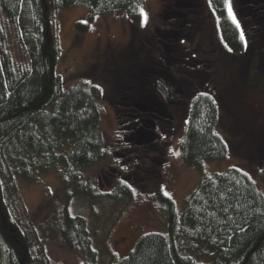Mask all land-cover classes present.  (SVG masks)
I'll use <instances>...</instances> for the list:
<instances>
[{"label": "trees", "instance_id": "1", "mask_svg": "<svg viewBox=\"0 0 264 264\" xmlns=\"http://www.w3.org/2000/svg\"><path fill=\"white\" fill-rule=\"evenodd\" d=\"M144 1L0 0V264H50L39 230L18 193L20 182L35 181L48 172H57L61 189L70 187L55 210L61 243L86 256L81 264H97L88 219L81 209L72 215L69 203L78 197L94 201L102 196L83 174L110 155L100 130L101 92L85 84L63 87L57 73L59 45L53 13L85 7L88 21L121 13L137 28ZM207 1L217 20L218 42L228 53L220 51L226 59L243 54L244 60L247 41L241 39V27L228 18L225 0ZM253 1L261 0H245L243 4L251 33H258L261 27L262 35L255 38L259 49L264 46V6ZM88 25L75 24L80 32ZM245 35L248 37L247 32ZM256 44L248 49L259 56L263 70L264 48L256 51ZM14 50L20 58L16 59ZM194 59L188 56L187 65L199 69L201 63L205 73L206 63ZM261 73L264 76V70ZM207 76L215 85L191 98L178 147L180 159L198 168L223 159L228 152L226 140L216 131L220 105L215 94H220V81L212 73ZM122 82L118 81L119 85ZM139 86L138 91L130 89V105L144 98L146 104L139 107L156 103V90ZM230 90L232 95L236 91L233 87ZM116 92L119 97L124 95ZM227 93L225 90L224 98ZM129 122L137 129L150 127L147 117L131 106ZM132 183H118L109 194L129 197ZM153 191L167 231L141 235L119 264H264V194L245 171L231 167L221 173H202L181 215L160 185Z\"/></svg>", "mask_w": 264, "mask_h": 264}, {"label": "rangeland", "instance_id": "2", "mask_svg": "<svg viewBox=\"0 0 264 264\" xmlns=\"http://www.w3.org/2000/svg\"><path fill=\"white\" fill-rule=\"evenodd\" d=\"M244 2L229 0L247 41L244 60L243 54H229V59L222 54L221 51L226 55L228 51L218 42L217 20L207 0H145L142 9L147 20L142 24L141 16L137 28L121 13L96 16L91 21L85 7L53 13L59 45L57 73L64 81L63 87L85 84L96 86L101 92L100 130L110 155L86 168L83 174L97 185L102 196L94 201L78 197L69 203L72 215L81 209L88 219L97 264H119L141 235L166 233L164 214L154 198L155 185H160L162 192L173 200L180 215L202 173L239 168L264 194V76L261 73L264 69L259 56L248 49L257 43L255 38L262 35V30L259 27L258 33H251ZM253 2L264 6V0ZM77 22L89 25L80 32L75 26ZM259 45L256 44V51L264 48L262 45L258 49ZM108 49L115 52L114 63H107L104 68L96 66ZM210 49L216 51L211 53ZM14 54L16 59L20 58L15 50ZM188 56L206 63L203 69L220 81V94H215L220 105L216 131L228 146L226 157L206 162L200 168L182 161L178 147L191 98L213 88L215 83L201 71V63L199 69L189 67ZM159 69L169 72L168 78L177 82L181 94L175 104L164 106L166 117L153 132L155 137L159 136L156 137L158 144L152 143L154 140L146 146H135L144 140L143 136L147 140L150 131L138 130L135 124L123 122L126 108H140L147 101L145 98L143 102L131 100L130 105V89L138 91L139 83L145 89L151 87L149 81ZM118 81L124 82L119 85ZM230 87L236 89L233 95ZM225 90L229 93L224 98ZM116 91L124 95L119 97ZM155 93L163 102L158 92ZM120 141L122 146L118 145ZM57 176V172H48L35 181L20 182V201L39 230L50 264H81L86 256L68 250L55 227L56 207L70 189L69 186L61 189ZM130 182L134 185H130L129 197L110 195L118 183Z\"/></svg>", "mask_w": 264, "mask_h": 264}, {"label": "flooded vegetation", "instance_id": "3", "mask_svg": "<svg viewBox=\"0 0 264 264\" xmlns=\"http://www.w3.org/2000/svg\"><path fill=\"white\" fill-rule=\"evenodd\" d=\"M114 54L115 52H113L112 50H109V49L106 50L105 53H103L101 56L102 57L101 62L100 63L97 62L96 66L98 65L104 68L107 65V63H114V61H112ZM100 64H102L103 66ZM167 75L168 74L165 72V70L159 69V71L155 72V74L149 81L151 87H153L156 90V92H158V94L163 98V102L158 100V97H157L156 103H153L152 105H150L151 107L148 106V108L140 107V108H136L137 110L134 109V111H138L140 112L141 115H143L144 117H147L148 124L150 125V127L148 126L145 129H138V130H143V131L149 130L150 134L147 140H145L146 138L143 136L142 138L144 140L141 139L143 141L141 142L138 141V143H136L135 146H138L141 144L144 145L154 140L155 142H152V143L158 144L156 137L159 138V136L157 135L155 137L153 132L157 130L161 121L166 117L165 116L166 110L164 109V106L166 108L169 106H172L173 104H175L176 99L180 97L181 91L179 90L177 82L175 80H172L171 78H168ZM123 118L125 119L124 121L127 122V124H130L129 122L130 121V108H126V111L123 114ZM118 145L122 146V141L118 142Z\"/></svg>", "mask_w": 264, "mask_h": 264}, {"label": "snow or ice", "instance_id": "4", "mask_svg": "<svg viewBox=\"0 0 264 264\" xmlns=\"http://www.w3.org/2000/svg\"><path fill=\"white\" fill-rule=\"evenodd\" d=\"M225 7L227 9V12H228V18L232 20V22L234 24H236L237 27H239V24L238 22L235 20V16L233 15L232 13V10H231V6H230V3H229V0H225ZM140 14L142 16V24L146 22L147 20V14L144 12V10L141 8L140 9ZM241 39L243 40L244 39V36H243V33H241Z\"/></svg>", "mask_w": 264, "mask_h": 264}]
</instances>
